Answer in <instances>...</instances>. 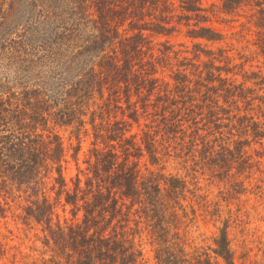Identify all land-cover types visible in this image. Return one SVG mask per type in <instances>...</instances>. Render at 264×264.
Instances as JSON below:
<instances>
[{
	"label": "trees",
	"instance_id": "16d2710c",
	"mask_svg": "<svg viewBox=\"0 0 264 264\" xmlns=\"http://www.w3.org/2000/svg\"><path fill=\"white\" fill-rule=\"evenodd\" d=\"M217 1L0 0V219L39 228L32 254L0 233V264H146L145 244L156 264H237L228 225L215 256L189 227L200 172L236 193L260 172L264 201V71L208 45L226 39L213 16L245 13L264 57V0ZM59 127L79 140L72 185Z\"/></svg>",
	"mask_w": 264,
	"mask_h": 264
},
{
	"label": "rangeland",
	"instance_id": "374dc122",
	"mask_svg": "<svg viewBox=\"0 0 264 264\" xmlns=\"http://www.w3.org/2000/svg\"><path fill=\"white\" fill-rule=\"evenodd\" d=\"M202 2L211 9L213 3H219L217 0H202ZM213 13H215V10ZM212 23L225 34L226 39L216 45L209 43V46H232L234 48L232 54H234L238 63L244 61L245 68L248 70L261 68L264 71V57L257 44L258 29L247 22L245 13L217 14L213 16ZM173 40L185 42L190 48L194 44V41L184 36H179ZM5 62L4 72L6 74L4 76L12 77L11 81L18 79L16 77L18 75L17 64H13L12 61L8 60ZM238 79L242 81L243 77L238 76ZM56 130L61 135L68 149L69 163L66 176L69 184L72 185L71 179L78 171L77 162L72 156L74 152L72 146H76L79 140L72 133V128L59 127ZM91 141L90 137L84 136L82 138V149L77 157L81 167H85L84 160L88 149L91 147ZM192 164V162H189L190 167ZM142 165L144 166V163ZM261 167L264 168V156L261 158ZM143 170H145V166ZM167 171L182 175L187 174V171L183 169V165L180 164V160H171L167 165ZM260 176L261 173L256 172L252 179H247V189L241 190V193H236L232 190L228 192L230 187L226 186L218 178H213L210 172L198 173V178L203 188L201 191V194H203L201 202L204 206L201 203L196 205L198 214L196 222L189 229L191 230L190 236L193 238L194 243L198 247H203V252L208 250L215 256L211 250V248L215 247L214 239L219 236L220 230L224 225H228L231 247L235 251L237 264H264V201L258 198L259 192L263 189V182ZM206 201L209 202L206 203ZM15 202H18V200L12 203L15 205ZM12 212L17 215L23 214L22 209L18 210L16 206ZM59 213L63 221L65 218H72V215L69 212L65 213L62 208L59 209ZM30 223L33 227L32 230L24 224L23 220L15 218L12 213H7L4 218L0 219V233L2 236H9L10 239L8 241L12 245L21 246L24 252L32 254L30 247L33 242L30 237L33 238L39 228L35 222ZM37 245H41L40 242ZM144 257L146 264H156L154 252L148 244H145ZM214 261L217 264H224L221 259H214Z\"/></svg>",
	"mask_w": 264,
	"mask_h": 264
}]
</instances>
